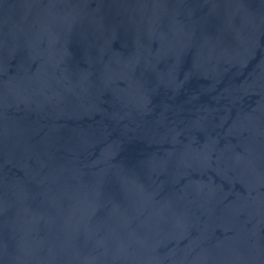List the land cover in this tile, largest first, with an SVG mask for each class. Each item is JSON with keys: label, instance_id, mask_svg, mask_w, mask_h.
Masks as SVG:
<instances>
[{"label": "water", "instance_id": "obj_1", "mask_svg": "<svg viewBox=\"0 0 264 264\" xmlns=\"http://www.w3.org/2000/svg\"><path fill=\"white\" fill-rule=\"evenodd\" d=\"M0 264H264V0H0Z\"/></svg>", "mask_w": 264, "mask_h": 264}]
</instances>
